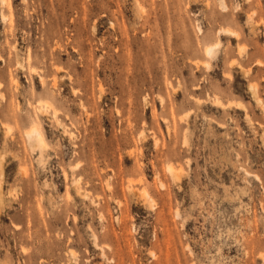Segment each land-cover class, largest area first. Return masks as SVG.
I'll use <instances>...</instances> for the list:
<instances>
[{
    "label": "rangeland",
    "instance_id": "obj_1",
    "mask_svg": "<svg viewBox=\"0 0 264 264\" xmlns=\"http://www.w3.org/2000/svg\"><path fill=\"white\" fill-rule=\"evenodd\" d=\"M0 264H264V0H0Z\"/></svg>",
    "mask_w": 264,
    "mask_h": 264
},
{
    "label": "bare ground",
    "instance_id": "obj_2",
    "mask_svg": "<svg viewBox=\"0 0 264 264\" xmlns=\"http://www.w3.org/2000/svg\"><path fill=\"white\" fill-rule=\"evenodd\" d=\"M211 46L214 47L216 45H211ZM210 47L208 46V48H210ZM212 47L210 48V50L212 49ZM210 50H209V52H210ZM25 134L27 135L29 140L35 141V143H37L39 145V147L42 146V138H40V133L38 132V130L36 128L29 129L28 131H26Z\"/></svg>",
    "mask_w": 264,
    "mask_h": 264
}]
</instances>
